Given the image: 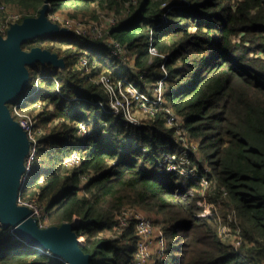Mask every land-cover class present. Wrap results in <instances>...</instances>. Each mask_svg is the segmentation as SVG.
<instances>
[{
	"label": "trees",
	"instance_id": "16d2710c",
	"mask_svg": "<svg viewBox=\"0 0 264 264\" xmlns=\"http://www.w3.org/2000/svg\"><path fill=\"white\" fill-rule=\"evenodd\" d=\"M3 1L17 5L24 19L38 15L46 0ZM49 2V12L72 9V16L98 18L96 2L114 9L119 18L110 35L136 57L131 68L104 39L73 31L24 43L25 49L42 46L65 61L29 67L27 90L37 81L40 89L25 109L36 115L40 134L38 164L22 193L45 206L48 226L73 222L92 264H130L138 244L134 224L121 238L104 232L113 228L116 211L138 206L166 235L167 256L156 264H264V0H191L190 6L173 8L162 25L163 0ZM152 30L158 55L149 49ZM83 55L89 70L76 64ZM164 63L166 98L199 142L189 155L209 187L187 174L155 173L164 153L184 150L173 138L174 128L165 125L164 110L137 127L95 104L110 101L98 83L101 74L116 82L130 79L146 90L145 80L156 82ZM82 121L91 132L75 146ZM76 147L82 163L65 166ZM207 202L215 203L214 212L216 205L226 209L225 221L234 210L232 232L240 227L250 243L236 247L223 238L214 217L199 215ZM11 229L0 223V264H68L15 239Z\"/></svg>",
	"mask_w": 264,
	"mask_h": 264
},
{
	"label": "built area",
	"instance_id": "2783aa9c",
	"mask_svg": "<svg viewBox=\"0 0 264 264\" xmlns=\"http://www.w3.org/2000/svg\"><path fill=\"white\" fill-rule=\"evenodd\" d=\"M190 5L191 0H163L162 6L165 7L166 10L161 18L160 25L169 21V15L173 8ZM10 8L12 10H10ZM18 8L19 7L17 5H10L5 1L0 0V32L4 36L7 35V32L12 24L23 20L24 13L20 8ZM48 16L50 20L54 22L59 20H53L54 18L51 16V12L48 13ZM62 26L69 29V25ZM99 28L100 27L97 25H92V28L90 29L78 28L75 30L72 29L71 31L79 36H90L99 40ZM153 35L152 30L150 33L149 49L152 54L158 55L159 53L153 44ZM108 46L111 47L112 52L118 56H122L124 50L127 51L126 47L116 39L109 42ZM161 55L166 61L168 60L167 55ZM76 64L79 68L89 70L90 61L86 55L79 57L76 60ZM162 69L164 70V74L155 82L153 94L141 89L130 79L123 78L116 82L110 75L101 74L98 79V83L102 85L105 91L110 95V101L108 104L103 101L95 102V104H99L107 113H113L115 115L123 114L132 126L137 127L144 123V119L149 117L153 118L164 110L165 125L169 128H174L173 138L176 142L183 146L184 150H182L181 155H178L175 152L164 153L162 161L159 163L158 167L155 168V173L160 176L168 172H178L181 175L187 174L190 179H200L205 187H209L208 178L204 175H200L197 166L192 163V158L189 155L190 150L193 149V151H196L198 149L199 142L192 140L184 118L179 116L173 109L172 105L168 103L166 98L168 71L165 63L162 65ZM143 77L144 74L141 78L144 79ZM39 89L40 83L37 81V85L33 90H28L20 99L16 100V102L12 105L11 113L20 125L27 131L31 141L30 150L25 162V171L22 176L18 203L26 205L32 209L33 214L39 218L40 224L43 225L44 220L47 219L45 206L41 204L36 197L26 198L22 193V190L29 182L34 169V164L39 151L38 137L40 134L37 127L36 115L29 113L25 108L27 105V99L34 96ZM90 132L88 121L80 122L78 126V140L75 141L74 145L79 146L81 138ZM82 159V153L76 147L65 157L64 165L67 167L79 166L82 163ZM182 186L185 187L186 182L183 181ZM214 206L215 203L207 202L205 210H203V212L199 215L213 217ZM216 207V211L220 210L217 205ZM227 217L229 221H225L224 215H220V213H218L217 217H214V219H216V221L221 225L222 233L220 234L223 238H230L236 247H239L244 240L245 242L250 243L242 236L240 227L236 228L235 233L232 232L231 222L238 220L236 212L234 210L229 211ZM131 224H134L135 233L138 236L137 251L131 264H155L158 259L166 258L167 241L163 228L161 226H157L154 216L147 212L143 213L136 206L126 205L123 206L121 210L116 211V222L113 228L105 231L104 234L107 237L121 238ZM237 224L239 225V222H237ZM17 238L20 239L19 236H17ZM243 255H245V253H243Z\"/></svg>",
	"mask_w": 264,
	"mask_h": 264
},
{
	"label": "water",
	"instance_id": "95a60500",
	"mask_svg": "<svg viewBox=\"0 0 264 264\" xmlns=\"http://www.w3.org/2000/svg\"><path fill=\"white\" fill-rule=\"evenodd\" d=\"M49 9L50 2L46 0L38 15L27 16L21 22L12 24L6 36L0 32V221L5 227H13L24 239L28 236L22 229L53 239L61 250L42 243L37 236L28 244L53 251L55 256L68 264H92L91 254L80 246L78 230L73 222L41 227L38 218L33 216V210L18 203L31 141L26 130L13 117L9 104L28 88L30 66L41 61L59 67L65 62L57 53L42 46L25 49L23 45L40 36L63 35L71 31L50 20Z\"/></svg>",
	"mask_w": 264,
	"mask_h": 264
},
{
	"label": "rangeland",
	"instance_id": "374dc122",
	"mask_svg": "<svg viewBox=\"0 0 264 264\" xmlns=\"http://www.w3.org/2000/svg\"><path fill=\"white\" fill-rule=\"evenodd\" d=\"M10 10H12V9L10 8ZM93 11H94V13L96 12L98 14V18L91 17V15H92L91 13H86V14L79 13L78 16H72V13H74V10H72V9L71 10L54 11V12H51V16L54 18L53 20L59 19V20H57L58 24L69 25V30H72V29L75 30L78 28L90 29V28H92V25H97L100 27L99 31H98L100 34V39H104L106 43L112 42L113 39L110 35L111 26H113L116 23L117 19L119 18V15L115 13L114 9L109 8L107 6L98 7L97 2L93 4ZM152 55H154V54H152ZM122 57L126 58V62H124V63H127L128 66H130L131 68L134 67V61H135L136 55H132L128 52V50L127 51L124 50ZM154 86H155V82L146 80V91L153 94L154 93L153 92ZM109 97H110V95H109ZM35 164H38L37 159H36ZM136 207L139 208L143 213H146L145 210H143L141 207H138V206H136ZM225 211H226L225 208L222 211L218 210V211L214 212L213 217H217L218 213H220V215H222V214L224 215ZM212 220L214 221L215 225L220 226L219 234L222 233L221 232V225L216 221V219L212 218ZM0 223H1V221H0ZM40 226L47 227L48 226V218L46 220H44V224L40 225ZM157 226L160 227V225H157ZM109 236H110V234H109ZM135 253H136V251H135ZM134 258H135V254H134V257H133L131 263L133 262Z\"/></svg>",
	"mask_w": 264,
	"mask_h": 264
},
{
	"label": "bare ground",
	"instance_id": "6f19581e",
	"mask_svg": "<svg viewBox=\"0 0 264 264\" xmlns=\"http://www.w3.org/2000/svg\"><path fill=\"white\" fill-rule=\"evenodd\" d=\"M28 89V88H27ZM25 90L24 92H27L28 90ZM31 90H33V89H31ZM24 92L20 95V97L18 98V99H20L23 95H24ZM29 99V98H28ZM28 99H27V101H28ZM9 107H10V110L12 109V105L10 106V104H9ZM14 117V116H13ZM15 118V117H14ZM16 119V118H15ZM17 120V119H16ZM27 132V131H26ZM30 150V149H29ZM29 153V152H28ZM28 155V154H27ZM27 158V157H26ZM26 162V161H25ZM25 171V170H24ZM24 173V172H23ZM22 176H23V174H22ZM21 183H22V177H21ZM20 188H21V185H20ZM20 188H19V194H20ZM19 194H18V198H19ZM20 205H22V204H20ZM28 207V206H27ZM33 216H35L34 214H33ZM36 217V216H35ZM36 218H38V217H36ZM38 223H39V225H41L40 224V221H39V219H38ZM2 224V223H1ZM42 227V226H41ZM49 227V226H48ZM25 233H26V235L28 236V238L26 237V239H24L22 236H20L14 229H13V227H12V229L10 230L11 231V233L14 235V237H15V239H18L17 238V236H19L20 237V239H18V240H23V241H26L27 242V244H28V241L30 242L31 240L30 239H36V238H34V236H37V237H39V239L41 240V242L42 243H44V244H48V245H51L53 248H55L56 250H61V248L60 247H58L57 245H56V243H55V241L52 239V240H50V239H48L47 237H42V236H40L37 232H34V231H32V230H25V229H22ZM78 237H79V234H78ZM29 245V244H28ZM32 246V245H31ZM34 247V246H33ZM36 248H38V249H40L42 252H44V253H47V254H49V255H52V256H55L54 254H53V251H50V250H47L46 248L45 249H43V248H40V247H36ZM136 251H137V249H136ZM51 252H52V254H51ZM62 256V255H61ZM55 257H57V256H55ZM64 257V256H63ZM59 258V257H58ZM61 259V258H60ZM62 260H64V259H62Z\"/></svg>",
	"mask_w": 264,
	"mask_h": 264
}]
</instances>
